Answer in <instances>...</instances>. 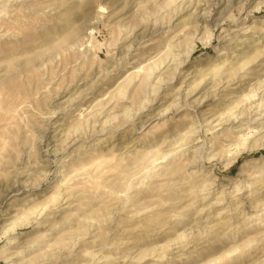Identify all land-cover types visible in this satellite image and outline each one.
<instances>
[{"label": "rangeland", "instance_id": "374dc122", "mask_svg": "<svg viewBox=\"0 0 264 264\" xmlns=\"http://www.w3.org/2000/svg\"><path fill=\"white\" fill-rule=\"evenodd\" d=\"M0 264H264V0H0Z\"/></svg>", "mask_w": 264, "mask_h": 264}, {"label": "bare ground", "instance_id": "6f19581e", "mask_svg": "<svg viewBox=\"0 0 264 264\" xmlns=\"http://www.w3.org/2000/svg\"><path fill=\"white\" fill-rule=\"evenodd\" d=\"M91 31H93V30H91ZM153 68V67H152ZM154 69V68H153ZM156 70V69H155ZM149 74V73H148ZM220 121V120H219ZM46 147H49V144L47 143L46 144ZM49 150L47 149V155H50V153L48 152ZM27 162V161H26ZM31 168V167H30ZM13 188V187H12ZM9 189V191H8V193H7V195H5V196H8V194H10L11 192H13L14 190L13 189ZM18 190V189H17Z\"/></svg>", "mask_w": 264, "mask_h": 264}]
</instances>
